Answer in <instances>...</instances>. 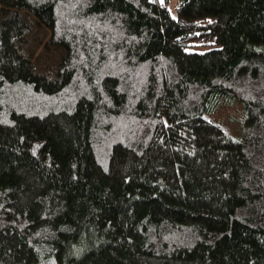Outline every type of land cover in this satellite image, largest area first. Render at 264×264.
I'll use <instances>...</instances> for the list:
<instances>
[{
	"label": "trees",
	"instance_id": "1",
	"mask_svg": "<svg viewBox=\"0 0 264 264\" xmlns=\"http://www.w3.org/2000/svg\"><path fill=\"white\" fill-rule=\"evenodd\" d=\"M0 264H264V0H0Z\"/></svg>",
	"mask_w": 264,
	"mask_h": 264
},
{
	"label": "rangeland",
	"instance_id": "2",
	"mask_svg": "<svg viewBox=\"0 0 264 264\" xmlns=\"http://www.w3.org/2000/svg\"><path fill=\"white\" fill-rule=\"evenodd\" d=\"M205 50V47L195 49ZM221 104L217 112L202 111L201 114L221 127L226 136L238 140L241 138L247 117L246 107L240 101Z\"/></svg>",
	"mask_w": 264,
	"mask_h": 264
}]
</instances>
